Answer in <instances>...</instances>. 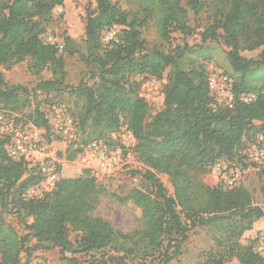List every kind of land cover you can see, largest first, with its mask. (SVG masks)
<instances>
[{
    "label": "trees",
    "instance_id": "1",
    "mask_svg": "<svg viewBox=\"0 0 264 264\" xmlns=\"http://www.w3.org/2000/svg\"><path fill=\"white\" fill-rule=\"evenodd\" d=\"M145 1L139 11L130 12L112 0H97L85 31L84 58L91 65L92 82L83 79L69 88L64 85L68 39L59 48L45 37L53 11L64 0H0V66L10 70L28 62V71L37 76L50 70L53 78L40 81L35 91L50 93L64 87L76 96L81 106L70 116L77 129L87 132L86 145L103 141L110 148H122L126 155L128 149L112 138L125 126L135 139L132 151L148 167L143 174L131 173L142 174L154 189L132 188L127 193L125 199L142 210L141 225L129 232L94 214L107 190L89 168L78 177H60L42 196L28 198L29 190L45 181L40 165L12 158L11 135L0 133V264H18L20 253L31 249L30 237L37 241L34 248L58 247L68 264H81L77 255L85 254L92 255L90 264H170L182 255L184 243L197 227L212 231L223 246L219 260L210 261L221 264L226 256L239 264H264L255 250L260 234L243 241L264 219V209L255 204L251 190L244 183L212 186L200 178L201 172L221 160L241 161L245 141L255 142L264 135V0ZM151 20L165 41L174 32L192 35L203 25V41L222 42L229 48L228 61L238 75L232 79V106L215 102L204 66L184 67L183 48L165 51L147 45L142 28ZM116 26H122L118 40L103 41V34ZM257 49L261 52L256 59L242 55ZM165 72L163 108L152 114L134 78L161 77ZM35 95L23 85L8 83L0 72V112L48 132L49 119L38 106L26 113L27 120L19 117ZM249 95L255 98L245 102L243 97ZM74 145L66 149L67 160L82 152L73 150ZM158 174L169 177L173 196ZM6 213L15 214L29 233L19 236L5 221Z\"/></svg>",
    "mask_w": 264,
    "mask_h": 264
},
{
    "label": "rangeland",
    "instance_id": "2",
    "mask_svg": "<svg viewBox=\"0 0 264 264\" xmlns=\"http://www.w3.org/2000/svg\"><path fill=\"white\" fill-rule=\"evenodd\" d=\"M124 10L137 12L145 0H112ZM97 10V0H64L63 11H53V20L48 26L45 37L53 36L57 40L66 41L65 59V82L67 87L77 86L81 80L88 79L91 73V65L84 56L87 55L86 44V24L89 15ZM192 25L193 16H192ZM122 26H116L119 30ZM204 27L197 26L196 31L192 35H185L180 32H174L170 41L161 38L156 21L151 20L142 28V36L146 39L147 45L155 49H163L171 51L172 47L179 46L184 49V58L182 64L185 68H191L196 65L204 66L211 73L222 72L230 79H237L238 75L232 70L227 52V48L222 42L203 41L200 33ZM106 40V32L103 34V41ZM261 49L255 51H244L242 55L247 58L256 59L259 57ZM0 72L5 80L14 85H23L31 91L30 106H28L23 114L27 120L26 113L34 111L38 106L41 111L46 114L51 126L47 132L45 128L37 127L40 130V137L35 145L36 155L34 159L38 162L49 163L55 167L60 177H78L84 169L89 168L98 174L97 157L93 152L87 149V145L83 140L87 138V132L76 128L77 140L75 142L65 141V139L57 133L54 120L58 113L67 115L76 114L81 103L77 101L75 95H70L67 89L62 87L59 91L50 93H42L35 91V87L40 81L53 78L50 70L43 71L40 75H33L28 71V62H22L13 66L10 70L0 66ZM134 79L140 83L138 94L144 97L152 108V114L163 108L164 102V86L167 82V72L161 77H155L148 74H139ZM89 80V79H88ZM91 83L92 80H89ZM220 104V103H219ZM222 105V103L220 104ZM5 116V120L9 126L12 124L24 125L26 127L33 125L28 123L17 122L16 116L9 113L0 112ZM34 126V125H33ZM36 127V126H35ZM113 140H118L127 149V154L123 157V162L117 170L108 176L99 173L98 179L105 185L106 194L102 196L100 203L94 211V214L101 216L110 221L116 228L129 232L141 225L142 210L133 201L126 200L127 193L132 188L143 189L152 192L154 189L152 184L143 178V173L148 169L132 151L135 144L133 134L124 126L117 133L112 134ZM74 143L73 150L82 149L74 160H67L66 149ZM114 149L111 147L110 150ZM241 161L238 160H221L213 167L200 173V178L207 184L223 187H229L234 183H244L252 192L255 204L264 209V135H260L257 141H245V146L241 150ZM30 161L31 166L37 163ZM256 163L257 166L252 164ZM219 164V165H218ZM247 164V168H244ZM141 171L142 174L133 176L131 171ZM163 185L166 187L168 194L174 195V187L171 180L165 174H158ZM51 189L48 181L42 182L39 186L33 187L27 193L28 198L40 197L42 194ZM1 213V208H0ZM5 221L10 224L19 236H25L29 233L24 222L20 221L15 214H4ZM31 220L28 219V222ZM260 234V240L264 238V219L260 221L252 231L247 232L243 237V241ZM215 235L217 233L214 232ZM75 233L70 235V239L74 240ZM259 240V241H260ZM37 241L34 238H28L27 246L30 247L29 252H21L18 264H68L62 260L61 251L58 247L51 248H34ZM223 251V246H219L213 238V232L209 229L197 227L190 232L188 240L183 245V253L178 258L170 262V264H216L209 258L215 257L219 260V255ZM213 254V255H212ZM211 255V256H210ZM97 259H101L100 253H95ZM81 264H90L92 255H77ZM213 262V263H212ZM130 264V261L126 262ZM122 263V264H126ZM107 264H114L107 262ZM221 264H239L234 258L224 256Z\"/></svg>",
    "mask_w": 264,
    "mask_h": 264
},
{
    "label": "built area",
    "instance_id": "3",
    "mask_svg": "<svg viewBox=\"0 0 264 264\" xmlns=\"http://www.w3.org/2000/svg\"><path fill=\"white\" fill-rule=\"evenodd\" d=\"M56 10L62 12L63 6L57 7ZM117 33L118 30L115 28L106 31L105 42L117 41ZM46 40L50 43H57L59 48H63V42L57 40L51 35L46 37ZM208 85L217 104L222 103L223 106H232L234 101L232 79L222 72L211 73L208 78ZM254 98V95H249L243 97V100L245 102H250ZM54 124L57 133L62 136L65 141L75 142L77 140L76 124L71 116L64 113H58L54 120ZM0 133L11 135V141L8 145L9 155L14 159L25 158L29 162L34 160L33 162L40 165L45 181H48L50 188L52 189L58 179L55 167L49 163H39L38 160L34 159L37 151L35 145L40 137V130L33 125L26 127L24 125L12 124L9 126L5 120V116L0 113ZM87 149L93 152V155L97 157L96 168L98 174L101 173L106 176L113 174L123 162V149L114 148L110 150V147L103 141H92L88 143ZM98 174L95 173L97 178L99 176ZM255 250L264 258V238L257 243Z\"/></svg>",
    "mask_w": 264,
    "mask_h": 264
}]
</instances>
